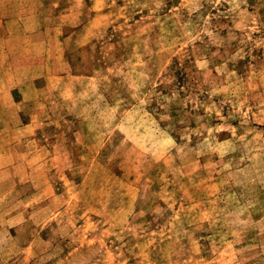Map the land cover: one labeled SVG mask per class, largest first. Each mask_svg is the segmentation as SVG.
<instances>
[{
	"label": "rangeland",
	"instance_id": "1",
	"mask_svg": "<svg viewBox=\"0 0 264 264\" xmlns=\"http://www.w3.org/2000/svg\"><path fill=\"white\" fill-rule=\"evenodd\" d=\"M0 264H264V0H0Z\"/></svg>",
	"mask_w": 264,
	"mask_h": 264
}]
</instances>
